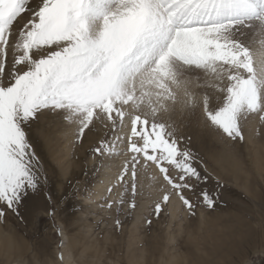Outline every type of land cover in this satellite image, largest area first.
Masks as SVG:
<instances>
[{"label": "rangeland", "instance_id": "rangeland-1", "mask_svg": "<svg viewBox=\"0 0 264 264\" xmlns=\"http://www.w3.org/2000/svg\"><path fill=\"white\" fill-rule=\"evenodd\" d=\"M259 1L260 6L250 0L256 11L243 16L219 5L160 4L159 21L166 38H158L154 46L141 42L126 53L118 104L123 110L122 126L97 113L92 130L85 131L80 143L74 141L83 114L69 113L68 123L42 121L33 126L42 141L41 163L49 189L57 200L65 193L71 199L54 222L27 214L26 222L11 216L0 222V264H58L60 227L64 264H212L219 262L212 250L225 239L229 243L247 226L262 236L261 246L236 264L246 260L264 264L260 254L264 250V0ZM126 6V0H100L96 14L88 17L91 31H102L107 16L119 14ZM175 11L198 14L208 24H223L219 35L230 46L238 45L236 50L247 51L251 72L221 61L200 63L184 48L170 50L168 40L174 31L167 30L166 18ZM237 20L242 22L234 23ZM231 77L254 78L257 103L249 111V96L238 113L244 139L235 143L206 118L208 110L223 101L233 84ZM137 118L163 124L177 138H191L185 144L199 153L210 175L204 187L219 193L215 210L198 207L190 215L173 198L163 215L152 217L151 226L146 224L167 185L155 165L137 170L135 189L131 176L119 180L130 160L124 122L129 119L131 125ZM101 141L106 142V152L94 155L92 149ZM107 175H116V181L99 193L96 186ZM133 200L136 207L129 210Z\"/></svg>", "mask_w": 264, "mask_h": 264}, {"label": "snow or ice", "instance_id": "snow-or-ice-1", "mask_svg": "<svg viewBox=\"0 0 264 264\" xmlns=\"http://www.w3.org/2000/svg\"><path fill=\"white\" fill-rule=\"evenodd\" d=\"M99 3L0 0V222H6L9 216L26 222V214L36 220L43 215L54 222L57 212L68 204L70 194L57 200L49 189L47 170L32 140L33 126L42 121L68 123L69 113L83 114L74 143L82 142L85 131L92 130L97 113H103L114 126L117 122L122 126L123 110L118 104L126 53L141 42L154 46L158 38H166L165 26L159 21L160 4L194 8L219 5L241 16L256 11L250 0H126L127 6L119 14L107 16L103 30L94 34L88 17L96 14ZM223 28V24L205 21L199 26L177 28L168 40L169 49H187L200 63L221 61L251 72L247 51L230 46L219 35ZM230 79L233 84L223 101L210 108L206 118L223 137L235 143L244 139L238 113L249 96V111L255 110L257 103L254 78ZM185 139L191 138H177L165 125L154 121L137 118L131 122L130 160L119 180L131 176L135 189L137 170L155 165L167 185L145 220L149 226L152 217L158 219L165 213L173 198L190 215H195L198 207L215 210L218 206L219 193H210L204 187L210 175L203 158L185 144ZM105 143L101 141L93 148V154H105ZM135 207L133 200L129 210ZM116 224L119 226L120 221ZM57 236V248L61 250L56 261L64 264L62 227ZM260 254L264 256V250ZM242 264L256 262L246 260Z\"/></svg>", "mask_w": 264, "mask_h": 264}, {"label": "bare ground", "instance_id": "bare-ground-1", "mask_svg": "<svg viewBox=\"0 0 264 264\" xmlns=\"http://www.w3.org/2000/svg\"><path fill=\"white\" fill-rule=\"evenodd\" d=\"M129 122H130L129 119L125 120L124 124L126 126L122 129L123 133L126 130H129V125H130ZM125 133L128 134L127 131ZM38 136L36 133L33 132L32 140L40 158H44L41 152L42 141ZM115 181H116V175H107L104 177L103 183L98 184L96 188L98 192L101 193L104 191V189L107 187L108 184L113 183ZM175 209L176 208H174V210ZM244 229H245L244 232L233 234L234 238L230 237L229 243H227L225 239L223 240V244L222 245L220 244V247H215L214 250H212V252L216 255V257L218 256L220 262V263L216 262L212 264H236L246 255L248 256L253 248L256 249L259 248V246H261L260 243L262 241V236L257 235L253 230L249 229L248 226L244 227ZM225 244H227L226 247H224ZM223 247H224V252L222 250Z\"/></svg>", "mask_w": 264, "mask_h": 264}]
</instances>
